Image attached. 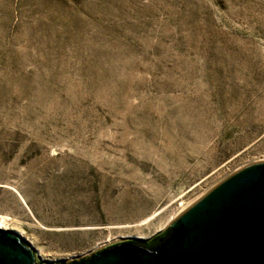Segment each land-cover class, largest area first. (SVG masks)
<instances>
[{"label":"rangeland","instance_id":"rangeland-1","mask_svg":"<svg viewBox=\"0 0 264 264\" xmlns=\"http://www.w3.org/2000/svg\"><path fill=\"white\" fill-rule=\"evenodd\" d=\"M264 161V0H0V217L47 263L151 239Z\"/></svg>","mask_w":264,"mask_h":264},{"label":"water","instance_id":"water-1","mask_svg":"<svg viewBox=\"0 0 264 264\" xmlns=\"http://www.w3.org/2000/svg\"><path fill=\"white\" fill-rule=\"evenodd\" d=\"M0 264H264V161L221 179L151 239H122L47 263L19 234L0 229Z\"/></svg>","mask_w":264,"mask_h":264},{"label":"bare ground","instance_id":"bare-ground-1","mask_svg":"<svg viewBox=\"0 0 264 264\" xmlns=\"http://www.w3.org/2000/svg\"><path fill=\"white\" fill-rule=\"evenodd\" d=\"M0 229H3V230H9L7 228V224H6V219L5 217H0Z\"/></svg>","mask_w":264,"mask_h":264}]
</instances>
